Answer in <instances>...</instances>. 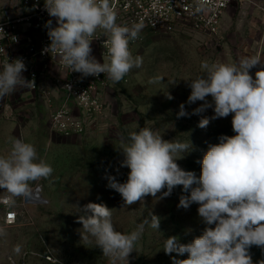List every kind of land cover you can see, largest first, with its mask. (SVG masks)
Segmentation results:
<instances>
[{"label": "rangeland", "instance_id": "1", "mask_svg": "<svg viewBox=\"0 0 264 264\" xmlns=\"http://www.w3.org/2000/svg\"><path fill=\"white\" fill-rule=\"evenodd\" d=\"M27 9L25 0H0V16H15ZM222 29L217 37L197 32H143L144 39L134 45V57L143 58L140 68H133L117 83L107 75L91 76L98 105L79 110L87 120L82 135H50L51 112L63 101L61 83L53 79L43 81L45 87L54 91L52 105L41 91L30 87L18 88L0 100V156L7 154L14 138H22L33 144L38 157L53 168L50 177L29 182L30 187L40 190L37 193L43 203L27 206L21 195L14 198V203L5 204L2 201L8 194L0 189V228L4 229L0 235V264H109L101 249L94 247V241H81L78 230L82 224L77 222L81 213L76 206L82 208L89 202L112 208L114 227L125 234L135 230L149 212L160 218V232L145 228L129 256L130 264H172L173 256L187 258V254L168 255L163 246L170 236H177L181 243L191 242L206 227L198 215V204L193 203L188 209L178 207L180 197L190 195V190L184 192L183 186H176L163 199L145 197V208L139 202L122 207L120 194L107 187L106 177L115 176L121 183L127 180L130 170L120 167L123 156L117 148L128 133L143 127L152 128L165 140L190 141L191 150L176 162L197 178L208 146L219 143L222 135H235L233 114L210 120L204 129L198 127L199 120L212 117L214 111L208 108L192 114L203 102L187 103L191 89L185 80L205 74L203 61L233 64L252 56L264 60V0H246L231 6L223 14ZM92 55L101 62L96 52ZM260 67L252 68L250 74L254 76ZM167 93L173 98L169 100ZM207 99L211 102L212 98ZM181 104L188 115L177 118ZM6 105L10 107L9 116L3 113ZM11 209L18 218L7 224L5 216ZM16 245L21 247L19 254L14 251ZM47 254L53 260H48ZM249 254L253 264L264 260L262 247L251 246Z\"/></svg>", "mask_w": 264, "mask_h": 264}, {"label": "clouds", "instance_id": "2", "mask_svg": "<svg viewBox=\"0 0 264 264\" xmlns=\"http://www.w3.org/2000/svg\"><path fill=\"white\" fill-rule=\"evenodd\" d=\"M205 2L197 0L196 10L201 11ZM44 8L55 18L56 26L51 19L46 22L50 44L43 52L56 56L69 74H104L117 83L133 68L142 66L143 58L133 57L129 44L139 38L144 24H118L110 0H44ZM98 30H102L101 35H97ZM0 32L4 33L2 28ZM101 36L106 37L103 47L108 57L103 63L91 54L92 41ZM257 65L261 67L253 76L250 70ZM201 67L204 75L185 80L191 89L187 103L203 102L192 114L213 108L214 115L202 117L198 127L204 129L210 120L233 114L235 135H222L219 143L208 146L197 178L176 162L191 150L190 141L165 140L149 127L132 131L117 148L123 156L120 167L130 170L127 180L121 183L108 175L107 187L120 194L122 207L139 202L144 208L145 197L163 199L176 186H183L184 192L190 190V195L180 197L178 207L188 209L198 204V215L206 227L188 243H181L177 236L165 239L166 254H187L186 259L173 256L172 264H253L250 247L264 248V60L252 56L233 64L203 61ZM24 71L22 58L10 61L7 56L0 64V100L18 88L35 85L22 75ZM167 98L173 97L167 93ZM179 107L177 118L187 116L184 104ZM52 173L53 168L38 157L33 144L14 138L7 154L0 156V189L8 194L2 202L14 203L15 197L29 193V182L46 179ZM76 209L81 213L77 220L82 224L78 230L81 241H94V247L101 249L109 264H130L129 256L145 228L159 231L160 218L151 212L135 230L125 234L115 229L112 208L106 204L89 202ZM14 251L19 254L20 245ZM258 264H264V260Z\"/></svg>", "mask_w": 264, "mask_h": 264}, {"label": "built area", "instance_id": "3", "mask_svg": "<svg viewBox=\"0 0 264 264\" xmlns=\"http://www.w3.org/2000/svg\"><path fill=\"white\" fill-rule=\"evenodd\" d=\"M246 0H206L204 8L197 11V0H110L111 7L117 16V23L131 26L133 23L143 22L144 27L137 40L131 41L129 49L134 57V45L144 39L145 31H161L175 35L178 33H202L209 36H220L222 32L223 14L234 5L243 4ZM27 11L15 16H0V64L7 59L22 58L26 71L22 75L34 81L30 88L41 91L52 105L54 91L44 86L43 81L53 79L61 83L63 101L53 108L50 115L49 133L55 135H82L87 129V120L79 110H91L98 105L96 91H93L94 80L91 76L83 77L80 73H68L56 56L44 53L43 49L50 44L47 35L46 22L52 20L44 8V0H25ZM102 30L97 31L101 35ZM106 37L101 36L91 43L92 52L95 51L107 62V52L103 47ZM130 73V72H129ZM129 73L127 75H129ZM104 75V74H100ZM126 75V76H127ZM65 76H67L65 78ZM96 93V94H94ZM53 107V106H52ZM5 116L11 114L9 105L4 107ZM7 113V114H6ZM35 192H40L37 187H30L27 195H22L24 203L37 205L40 202ZM41 193V192H40ZM45 203H48L46 200ZM18 213L14 210L7 212V224L14 223ZM48 260H53L47 254Z\"/></svg>", "mask_w": 264, "mask_h": 264}, {"label": "bare ground", "instance_id": "4", "mask_svg": "<svg viewBox=\"0 0 264 264\" xmlns=\"http://www.w3.org/2000/svg\"><path fill=\"white\" fill-rule=\"evenodd\" d=\"M34 195L36 196V198L43 203V198L37 193L35 192Z\"/></svg>", "mask_w": 264, "mask_h": 264}, {"label": "crops", "instance_id": "5", "mask_svg": "<svg viewBox=\"0 0 264 264\" xmlns=\"http://www.w3.org/2000/svg\"><path fill=\"white\" fill-rule=\"evenodd\" d=\"M93 52H95V51H93ZM93 52H92V53H93ZM92 53H91V54H92Z\"/></svg>", "mask_w": 264, "mask_h": 264}]
</instances>
